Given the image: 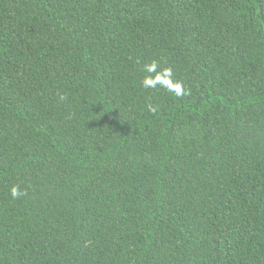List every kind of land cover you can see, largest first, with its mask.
I'll return each instance as SVG.
<instances>
[{
    "label": "trees",
    "instance_id": "obj_1",
    "mask_svg": "<svg viewBox=\"0 0 264 264\" xmlns=\"http://www.w3.org/2000/svg\"><path fill=\"white\" fill-rule=\"evenodd\" d=\"M0 264H264V0H0Z\"/></svg>",
    "mask_w": 264,
    "mask_h": 264
},
{
    "label": "clouds",
    "instance_id": "obj_2",
    "mask_svg": "<svg viewBox=\"0 0 264 264\" xmlns=\"http://www.w3.org/2000/svg\"><path fill=\"white\" fill-rule=\"evenodd\" d=\"M157 67L156 61H153L146 65L147 71L155 73ZM173 70L172 68H165L163 74H156L153 77H144L142 80V86L145 88H154L157 83L162 84L167 87V89L177 96H182L186 94V90L183 84L179 81L173 83L172 81ZM60 99L63 100L65 97L60 96ZM10 194L13 199H16L22 195L21 190L18 186H12L10 189Z\"/></svg>",
    "mask_w": 264,
    "mask_h": 264
}]
</instances>
